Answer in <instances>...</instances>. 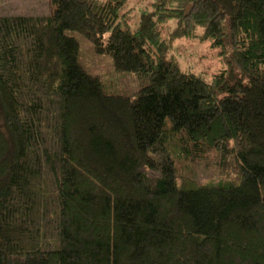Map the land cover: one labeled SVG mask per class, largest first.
Masks as SVG:
<instances>
[{"label":"trees","instance_id":"1","mask_svg":"<svg viewBox=\"0 0 264 264\" xmlns=\"http://www.w3.org/2000/svg\"><path fill=\"white\" fill-rule=\"evenodd\" d=\"M49 1L0 16V264H264V0ZM68 32L147 81L106 94Z\"/></svg>","mask_w":264,"mask_h":264},{"label":"rangeland","instance_id":"2","mask_svg":"<svg viewBox=\"0 0 264 264\" xmlns=\"http://www.w3.org/2000/svg\"><path fill=\"white\" fill-rule=\"evenodd\" d=\"M49 0H3L0 5V16L7 15H33L45 16L50 13ZM74 37L80 46L79 62L81 67L89 74L97 76L106 94L115 96H133L132 94L141 89L142 82L137 75L129 72H121L115 69L110 56L96 53L92 42L79 32H68ZM174 56L185 69L196 71H208L210 73L223 68V62L217 56V52L211 49L209 43L199 41H178L174 48ZM200 163L195 170L180 181V186L186 184V189L196 185H217L224 182H233L235 178H223L219 176L216 164Z\"/></svg>","mask_w":264,"mask_h":264}]
</instances>
